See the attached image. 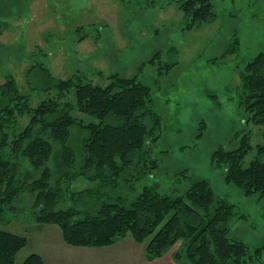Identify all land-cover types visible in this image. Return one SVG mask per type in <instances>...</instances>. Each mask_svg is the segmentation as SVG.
Wrapping results in <instances>:
<instances>
[{"label": "rangeland", "instance_id": "374dc122", "mask_svg": "<svg viewBox=\"0 0 264 264\" xmlns=\"http://www.w3.org/2000/svg\"><path fill=\"white\" fill-rule=\"evenodd\" d=\"M180 1L186 0H0V86L12 75L36 107L54 96L43 90L60 80L82 77L105 85L112 75L138 76L152 88V108L162 119L159 140L147 147L161 161L160 168L140 185L180 195L195 182L208 180L216 196L234 204L242 216L230 223V237L260 248L264 198L247 197L227 185L226 170L215 167L212 154L219 148L236 149L244 133L251 135L253 147L264 143V127L250 122L239 101L242 68L264 52V0H213L216 20L192 31L185 30ZM234 45L237 52L225 58ZM168 64H175L169 73ZM75 116L99 122L77 111ZM87 135L73 129L70 145L77 149ZM92 184L80 178L72 190ZM72 197L61 208L72 207ZM34 203L25 193L0 222V230L27 238L17 264L32 254L43 257L44 264H78L76 256L61 249L77 247L64 241L58 226L35 222L40 209L35 212ZM185 247L181 240L163 257L191 264Z\"/></svg>", "mask_w": 264, "mask_h": 264}, {"label": "trees", "instance_id": "16d2710c", "mask_svg": "<svg viewBox=\"0 0 264 264\" xmlns=\"http://www.w3.org/2000/svg\"><path fill=\"white\" fill-rule=\"evenodd\" d=\"M178 6L188 31L217 18L213 0H186ZM237 50L234 45L224 57ZM174 66L168 64L167 72ZM240 77V107L250 122L264 127V52L245 64ZM108 80L105 85L82 77L57 81L43 90L54 96L34 107L31 95L21 93L12 75L6 77L0 86V222L4 211L29 193L35 212L40 209L35 222L58 226L73 247L107 248L130 235L135 243L146 244L151 261L183 240L191 264H264V245L252 249L230 237V223L242 216L234 204L216 196L208 180L180 195L140 185L160 168L161 161L147 147L159 140L162 119L152 108V88L138 76ZM76 111L99 122L86 123ZM73 129L88 133L77 149L70 145ZM250 138L244 133L236 149L219 148L212 160L226 170L227 185L247 197L264 198V143L253 147ZM80 178L92 187L73 191ZM71 195L72 207L61 208ZM27 242L0 230V264H17ZM22 264H44V259L32 254Z\"/></svg>", "mask_w": 264, "mask_h": 264}, {"label": "crops", "instance_id": "0c3cea01", "mask_svg": "<svg viewBox=\"0 0 264 264\" xmlns=\"http://www.w3.org/2000/svg\"><path fill=\"white\" fill-rule=\"evenodd\" d=\"M61 249L69 250L68 253L70 255L76 256L77 259H75L74 262L78 264H86V262L91 261V264H177L178 262H174L172 257L169 255L161 259L149 261L146 255L145 247L138 245L129 237L119 241L114 246L107 248L80 249L66 247L64 245Z\"/></svg>", "mask_w": 264, "mask_h": 264}]
</instances>
